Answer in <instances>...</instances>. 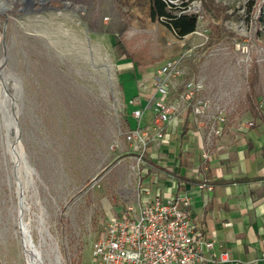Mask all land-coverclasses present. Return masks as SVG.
Instances as JSON below:
<instances>
[{
	"label": "rangeland",
	"instance_id": "1",
	"mask_svg": "<svg viewBox=\"0 0 264 264\" xmlns=\"http://www.w3.org/2000/svg\"><path fill=\"white\" fill-rule=\"evenodd\" d=\"M181 2L197 15L182 38L148 0H0V264H92L106 222L166 194L170 138L148 143L143 163L125 140L138 84L165 60L204 83L206 112L177 123L202 159L216 107L222 132L264 125V0Z\"/></svg>",
	"mask_w": 264,
	"mask_h": 264
},
{
	"label": "built area",
	"instance_id": "2",
	"mask_svg": "<svg viewBox=\"0 0 264 264\" xmlns=\"http://www.w3.org/2000/svg\"><path fill=\"white\" fill-rule=\"evenodd\" d=\"M188 8L190 6L183 11ZM183 74L181 57L165 60L154 70L146 106L132 110L137 123L125 132V140L141 151L140 163L144 162L143 153L148 143H166L176 132L182 110L187 112L190 107L198 116L207 110L209 102L202 95L203 81L195 77L183 78ZM172 93L177 95L172 98ZM146 109L151 116L148 122L143 120ZM225 121L223 109L216 107L207 132L208 140L222 134ZM196 187L213 189L206 182H199ZM191 204V196L182 192L148 196L137 208L129 206L125 214L106 222L91 243L92 264H203L216 242L205 238L192 223ZM259 259L264 260V251ZM227 260V252L220 250L217 261Z\"/></svg>",
	"mask_w": 264,
	"mask_h": 264
},
{
	"label": "crops",
	"instance_id": "3",
	"mask_svg": "<svg viewBox=\"0 0 264 264\" xmlns=\"http://www.w3.org/2000/svg\"><path fill=\"white\" fill-rule=\"evenodd\" d=\"M148 91L150 82L138 84L133 98L141 97L135 108L146 106ZM144 117L145 122L150 120V110H145ZM177 127L170 142L161 145L164 162L170 167L176 164L175 170L169 168L163 191L191 196L192 223L216 242L203 264H264L259 259L264 251V125L238 127L231 122L207 147L209 159L201 158L196 134L189 131L180 136ZM199 182L213 189L199 190ZM220 250L227 252V261H217Z\"/></svg>",
	"mask_w": 264,
	"mask_h": 264
},
{
	"label": "trees",
	"instance_id": "4",
	"mask_svg": "<svg viewBox=\"0 0 264 264\" xmlns=\"http://www.w3.org/2000/svg\"><path fill=\"white\" fill-rule=\"evenodd\" d=\"M187 6L188 3L184 2H181L177 6L175 0H148L149 17L152 21L162 22L176 36L182 38L193 32L197 26V15L192 12L183 11ZM127 126L133 128L130 127L129 123Z\"/></svg>",
	"mask_w": 264,
	"mask_h": 264
},
{
	"label": "bare ground",
	"instance_id": "5",
	"mask_svg": "<svg viewBox=\"0 0 264 264\" xmlns=\"http://www.w3.org/2000/svg\"><path fill=\"white\" fill-rule=\"evenodd\" d=\"M23 197V196H22ZM21 200H22V198H21ZM20 200V203L22 202ZM23 234H24V245L27 247V246H29V243H28V240H27V237H26V232H25V228H23ZM28 260H29V263L30 264H33L32 262H31V257L28 255Z\"/></svg>",
	"mask_w": 264,
	"mask_h": 264
},
{
	"label": "water",
	"instance_id": "6",
	"mask_svg": "<svg viewBox=\"0 0 264 264\" xmlns=\"http://www.w3.org/2000/svg\"><path fill=\"white\" fill-rule=\"evenodd\" d=\"M16 120V119H15ZM22 194V193H21Z\"/></svg>",
	"mask_w": 264,
	"mask_h": 264
}]
</instances>
